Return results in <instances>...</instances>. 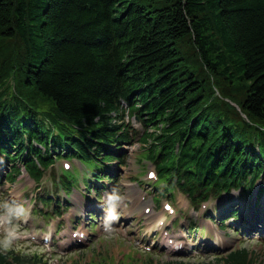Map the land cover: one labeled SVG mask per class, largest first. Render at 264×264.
<instances>
[{
	"label": "trees",
	"instance_id": "obj_1",
	"mask_svg": "<svg viewBox=\"0 0 264 264\" xmlns=\"http://www.w3.org/2000/svg\"><path fill=\"white\" fill-rule=\"evenodd\" d=\"M127 113L166 192L198 205L259 179L264 189V0H0L11 182L61 157L103 178L134 141ZM225 261L254 264L247 249ZM0 264L48 262L0 250Z\"/></svg>",
	"mask_w": 264,
	"mask_h": 264
},
{
	"label": "rangeland",
	"instance_id": "obj_2",
	"mask_svg": "<svg viewBox=\"0 0 264 264\" xmlns=\"http://www.w3.org/2000/svg\"><path fill=\"white\" fill-rule=\"evenodd\" d=\"M131 122L137 130H142L133 120ZM127 151V165H115V167L119 166L120 185L116 187L117 193L113 194L117 197V200L114 201L115 203L111 208L112 212L117 211L115 215L118 217L119 222L124 223V228H127V237H119L122 240L117 242L115 240L118 237L114 240V237L112 239L108 236L109 238H105L106 241L98 243L96 237L91 234V239L87 245L71 251L63 250L58 246L36 247L30 241L20 242L15 248L44 254L51 264H181L180 262L183 264H219L217 261L218 256L243 246L248 249L254 264H264V233H252L249 238L243 232V234L239 232V228L242 227L243 223L241 220L246 215L243 212L254 211L256 208L253 207L256 191L250 195H243L242 191H233L220 201L211 200L206 209L195 210L190 206L188 199L176 190L174 191L173 200H171L172 195L168 197L158 195V204L155 200L156 189L152 186L153 182L146 180L147 170L151 169L152 165L143 160L141 144L135 143ZM60 165H62L61 162L57 163L53 170L48 171L39 185L23 172L16 183H5L0 186V212H5L8 219L11 220V223L6 225L0 221V245H5V247L14 246V238H8L11 231L24 234L32 231L37 233L51 232L53 226L50 229L48 228L50 221L51 223H62L63 221L65 223H62L63 227H68L70 225L69 221L64 220L62 214L56 215L54 213L57 201H61L62 212H66L64 210L66 206L74 207L76 213L70 214L72 224L79 221V213L82 214L91 205L99 203L96 193L93 191L87 192L83 188L82 182L75 186L69 197L63 195V190L55 186V179L61 174ZM76 165L80 169L81 165L78 162H76ZM110 185H113V183H110ZM35 195L52 198L53 204L51 203L49 207L43 208L40 201H30V198H34ZM143 196L146 199L142 201ZM7 201H10L8 205H6ZM166 201L172 204L177 213L176 217L173 215L169 217L168 215V218L174 221L180 229L184 228L186 231L187 225H198L197 231H193L189 235L195 241L196 249L194 252L174 255L168 250V245H162L161 241L156 247H152L151 251H147L145 246H142L143 241L148 242L149 240L154 243L160 239L161 232L158 231L159 227L156 225V221L164 213L163 203ZM232 201L234 203H244L248 206V209L240 210L241 215L239 218H229L230 220L225 223L226 227L221 230L218 227L221 225V220L218 218L217 208H221L224 203L227 204ZM20 202L21 206L18 205ZM138 203L143 205L140 206ZM150 204L152 212L145 215L143 212L144 207L145 205L150 206ZM239 206L243 208L241 204ZM116 208L117 210H115ZM37 210H42V212ZM213 211H215V224L211 225L207 215ZM28 218L31 219L30 225L26 223ZM86 223L88 222L86 221ZM170 229L174 233L178 230L175 226ZM90 230L94 232L93 229ZM62 231L64 230L62 229ZM98 231L101 232V228H98ZM179 257L182 261H179ZM220 264L225 263L221 262Z\"/></svg>",
	"mask_w": 264,
	"mask_h": 264
},
{
	"label": "bare ground",
	"instance_id": "obj_3",
	"mask_svg": "<svg viewBox=\"0 0 264 264\" xmlns=\"http://www.w3.org/2000/svg\"><path fill=\"white\" fill-rule=\"evenodd\" d=\"M160 220H164V216L163 217L161 216Z\"/></svg>",
	"mask_w": 264,
	"mask_h": 264
}]
</instances>
